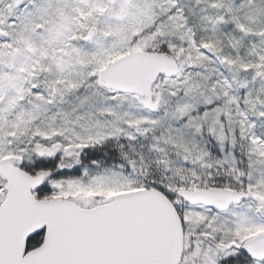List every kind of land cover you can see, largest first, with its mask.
<instances>
[{
    "label": "snow or ice",
    "instance_id": "1",
    "mask_svg": "<svg viewBox=\"0 0 264 264\" xmlns=\"http://www.w3.org/2000/svg\"><path fill=\"white\" fill-rule=\"evenodd\" d=\"M0 264H264V0H0Z\"/></svg>",
    "mask_w": 264,
    "mask_h": 264
}]
</instances>
